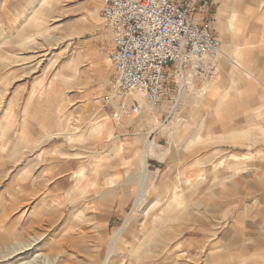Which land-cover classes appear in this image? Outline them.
<instances>
[{
    "label": "rangeland",
    "instance_id": "rangeland-1",
    "mask_svg": "<svg viewBox=\"0 0 264 264\" xmlns=\"http://www.w3.org/2000/svg\"><path fill=\"white\" fill-rule=\"evenodd\" d=\"M43 1L0 0V264H100L98 249L55 250L67 231L70 241L78 239L79 216L88 231L105 233L102 252L129 219L114 264H129V257L134 264H264V0L196 7L195 18L221 42L216 71L171 74L159 107L121 122L102 109L113 77L101 0H52L50 12ZM39 8L44 16L33 20ZM238 49L246 53L241 71ZM230 73L246 79L243 88L244 80L231 88ZM234 92L245 95L237 100ZM95 120L104 128L99 138L88 129ZM71 132L82 141L69 142ZM94 164L103 166L101 192L85 211L57 184ZM176 177L183 205L170 209L165 200Z\"/></svg>",
    "mask_w": 264,
    "mask_h": 264
},
{
    "label": "built area",
    "instance_id": "built-area-1",
    "mask_svg": "<svg viewBox=\"0 0 264 264\" xmlns=\"http://www.w3.org/2000/svg\"><path fill=\"white\" fill-rule=\"evenodd\" d=\"M206 4L207 0H101L113 77L102 109L113 121L139 116L144 107H159L171 74L216 71L221 42L209 25L195 18L196 7Z\"/></svg>",
    "mask_w": 264,
    "mask_h": 264
},
{
    "label": "bare ground",
    "instance_id": "bare-ground-1",
    "mask_svg": "<svg viewBox=\"0 0 264 264\" xmlns=\"http://www.w3.org/2000/svg\"><path fill=\"white\" fill-rule=\"evenodd\" d=\"M51 1L52 0H44L43 1L44 2V5L46 6V9H45L46 12H50L48 6H49V3ZM54 1H58V0H53V2ZM237 2L240 3V0H238ZM42 11H43L42 8H39L38 10H36L35 13H34V15L32 16V19L33 20H40V18L42 16H44V14H43ZM236 18H237V16H236V14H234L232 16V21H230V25H229V29H230V31L232 32L233 35H234V30H236L235 29L236 28L235 27V23H236V20L235 19ZM236 26H238V25H236ZM2 56H4V55H2ZM238 57H239V55H238ZM235 61H236V68H238L237 70L238 71H241V69H243V65H242V55L240 56V59L239 58H235ZM231 82H232L231 83V88L232 87H235V86L237 87V85H239V83H240V76L237 75V74H235V73L232 74L231 75ZM183 86H184V82H183V79H182V81H181V88H183ZM136 97L139 98L138 95ZM139 101H140L141 104L144 103L141 98H139ZM251 122L254 123L255 121L252 120ZM253 125H260V123L259 122H256ZM88 129H90V132H89L90 135H97V138H99L100 137V134H101L100 132H103V130H104L103 125H102V121H100L98 123L96 122V120L95 121L88 122ZM5 130L6 129H3V130L0 131V138H3L4 137ZM200 130L201 129H199L198 131H200ZM108 131H109V129H108ZM109 134L108 135L111 137V134H112L111 131H109ZM55 137H57V135H55ZM80 137H83V136L80 135L79 132H75V133H72V136L68 137L69 138L68 141L71 142V141L75 140L76 138L78 140H80V139H82ZM80 141H82V140H80ZM146 143L149 144L148 141ZM147 144H145V146L143 147V150H142V170H143L144 180H146V178L148 177V175H147L148 169H147V163H146V159H147L146 157H147V154H148V146H147ZM116 151L119 153L120 148L117 147V150ZM53 155H55V157H59V160L64 159V160H68L69 161L71 159L69 157L68 153H65V152H62V151H55ZM102 159L103 158H101V161H102ZM0 161L1 162H4V158H1ZM101 167H103V166H100L99 164H94L91 167V169L86 172V169L87 168L84 167V166H80L76 171H73L70 174H67L65 178H63V176H64L63 175L62 176L63 181H61L60 184H57V187L59 189H61L60 187H62L63 184L67 185V190H64V192H63L66 195V199L73 200L74 202H77V201L78 202H82L83 204H85V206H84L85 207L84 208L85 211H89V210L92 209V207L90 206L91 205V199L95 198V196L101 192V191L100 192L98 191V190H100V184H99V186L97 185V182L99 181L100 174H101V170H100ZM178 183H180L179 182V178L176 177L175 183H174V189H173L174 190V193L171 195V193H172L171 192L170 193V197L168 199H166V204L169 205V207H171L170 205H172L174 208H176L177 206L183 205L182 204V201H181V198L184 196L183 195L184 194L183 193V188H181L178 185ZM84 218H85V216H84ZM84 218H83V216H79L78 219H77L78 225L82 229L81 233L79 232L80 230L77 231L79 233L78 239L73 240V241H70L69 238L73 237L72 234H71V231H72L71 230V231H67L65 234H63V236L61 237V240H59V241L56 242L55 250L57 251V254L58 253L63 254L67 250H69V251H71L73 253H76V251H74L72 249L76 248L77 251L78 250H88L86 248L89 247V248L92 249V251H95L93 249H98V256L100 257V260H101V262L99 261L100 264H114L113 263V259L115 257H117L118 255L122 254V252H121L122 251L121 246L122 245L124 246V245L127 244V241L124 239V232L126 230L127 231L128 230H131V228L128 226L129 219L126 218L125 221H124V223H123V225H122V227L118 231H116L115 237L113 236L115 239L112 242V245L110 247H108L106 249V251L102 252L103 250L100 248V246L102 247L103 244H104V242H105V237H106L105 236V233H102L101 232L100 235H99V234H93L91 231H88L87 228H86V226L84 227V225H83L84 224L83 223V219ZM98 218H99V220H101L103 222L104 216L101 215V216H98ZM89 219H91V220H89V221L86 220V222L87 221L88 222H91L94 219V217L91 216V218H89ZM93 227H96V226H93ZM155 227H157V226H155ZM155 234H156V232H155ZM152 235H154V234L152 233ZM130 244H132V243H130ZM19 248L17 249V251L24 249V247L23 248H20V249ZM125 248H126V246H125ZM85 252H88V251H85ZM60 254H58V255H60ZM125 255L126 254H124V257H125ZM60 256H62V255H60ZM94 256H95V254L93 255V257ZM129 258H130L129 259L130 260L129 264H134L135 263V260L133 259L131 261L132 258L131 257H129ZM122 259H124V258H122ZM136 260H138V259H136ZM93 262L94 261H92L91 263H93Z\"/></svg>",
    "mask_w": 264,
    "mask_h": 264
},
{
    "label": "crops",
    "instance_id": "crops-1",
    "mask_svg": "<svg viewBox=\"0 0 264 264\" xmlns=\"http://www.w3.org/2000/svg\"><path fill=\"white\" fill-rule=\"evenodd\" d=\"M199 7H200V6H199ZM200 8H203V7H200ZM219 14H220V13H219ZM234 14H235V13H233V14L231 15V17H232ZM231 17H230V18H231ZM199 21H202L203 24H206V23H204V21H203L202 18H200ZM207 25H209V24H207ZM237 25H238V24H237ZM209 27H210V26H209ZM218 27H219V28H218L219 31H221V32H224V31L227 30V24H225V25H221L220 21L218 22ZM231 36H233V35L231 34ZM237 53H238L239 55H242V58H244V56H245V54H246L244 51H241V50H239V49L237 50ZM233 58H235V56H233ZM246 70H247V69H246ZM247 72H249V71L247 70ZM230 74H231V73H230ZM231 75H232V74H231ZM231 75H230V77H229V82H230L229 84H230V85H231V83H232V82H231ZM242 80H244V77H243V76H242V78H240V81H242ZM245 80H246V79H245ZM245 80H244V82H243V85L241 86L242 88H243V86H244V83L246 82ZM245 86H246V85H245ZM217 88H218V89H221V87H217ZM227 88H228V85H227V87H226L225 89H227ZM225 89H224V90H225ZM221 90H222V89H221ZM240 90H242V89H240ZM238 93H239V92H238ZM239 95H240V96H237V94H236L235 92L233 93V97H235L237 100L240 99L241 95L244 96L245 94H244V92H242V93H239ZM243 96H242V97H243ZM212 100H213V99H212ZM240 100H242V99H240ZM59 119H60V118H59ZM59 119H57L56 124H57V122H58ZM207 121H208V118H207ZM56 124L54 125V127L56 126ZM206 124H207V123H206ZM42 128L44 129V127H41V126H40L39 131H41ZM45 129H46V128H45ZM174 183H175V180H174V182H173V186H174ZM169 188H170V186H169V182H166V183L162 184L161 189H162L163 194H160V200L164 201L163 199H164V198L166 197V195L168 194L167 191H168ZM170 193H171V192H170ZM170 193H169V197H170ZM183 198H184V197L181 198V201H183V200H182ZM166 205H167V204H166V200H165V206H166ZM167 206L169 207V205H167ZM181 207H182V205L177 206L176 208H181ZM169 208H170V207H169ZM176 208H175V209H176ZM170 209H171V208H170ZM258 209H259V206H258V208L255 209L257 213L259 212Z\"/></svg>",
    "mask_w": 264,
    "mask_h": 264
}]
</instances>
